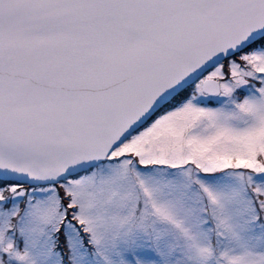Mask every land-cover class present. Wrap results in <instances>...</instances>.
Wrapping results in <instances>:
<instances>
[{
	"label": "snow or ice",
	"instance_id": "obj_1",
	"mask_svg": "<svg viewBox=\"0 0 264 264\" xmlns=\"http://www.w3.org/2000/svg\"><path fill=\"white\" fill-rule=\"evenodd\" d=\"M0 264H264V0H0Z\"/></svg>",
	"mask_w": 264,
	"mask_h": 264
}]
</instances>
